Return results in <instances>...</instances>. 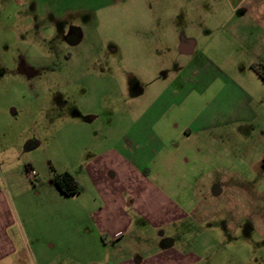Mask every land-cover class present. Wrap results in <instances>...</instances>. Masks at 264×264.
I'll use <instances>...</instances> for the list:
<instances>
[{"label":"crops","instance_id":"obj_1","mask_svg":"<svg viewBox=\"0 0 264 264\" xmlns=\"http://www.w3.org/2000/svg\"><path fill=\"white\" fill-rule=\"evenodd\" d=\"M205 1L211 18H235L230 25L204 27L206 38L224 34L219 42L246 55L245 67L195 57L148 106L112 111L106 123L103 112H75L72 121L92 136L91 158L70 174L82 192L66 197L50 180L46 191L60 201V218L24 225L5 216L10 212L1 188L0 264H53L52 251L58 264H246L222 247L235 230L252 226L237 203L222 202L227 191L240 197L226 184L243 176L212 147V133L258 118L252 98L264 81L251 66L264 67V0ZM188 3L190 8L192 0ZM181 35L179 53L192 56L197 41L186 30ZM128 95L133 102L146 92L136 86ZM229 95L242 98L232 114L223 108ZM120 115L123 122H115ZM259 157L254 173L264 178V152ZM214 232L220 236L212 243L208 237ZM199 236H206L204 244Z\"/></svg>","mask_w":264,"mask_h":264},{"label":"rangeland","instance_id":"obj_2","mask_svg":"<svg viewBox=\"0 0 264 264\" xmlns=\"http://www.w3.org/2000/svg\"><path fill=\"white\" fill-rule=\"evenodd\" d=\"M209 6L205 0H192L190 8L188 0H0V189L10 212L6 217L24 225L60 218V201L46 187L57 176L76 174L93 154L92 136L72 121L75 112H103L106 123L112 111L148 106L195 57L245 67L246 55L219 42L224 34L206 38L204 27L235 20L211 18ZM62 15L79 17L68 19L61 30L55 21ZM69 26L81 33L78 45L64 40ZM185 30L197 41L192 56L178 50ZM136 86L146 95L132 102L128 93ZM252 99L256 122L213 132L212 147L226 154L229 164L236 163L243 176L227 180V188L237 189L240 197L236 201L227 191L223 205L237 203L241 217L252 224L235 230L222 247L246 264H264V178L254 173L264 152V88ZM241 101L229 95L224 113L232 114ZM31 140L39 145L30 147ZM219 236L214 232L208 238L215 243ZM205 237L197 238L199 245ZM49 254L58 264L55 251Z\"/></svg>","mask_w":264,"mask_h":264},{"label":"trees","instance_id":"obj_3","mask_svg":"<svg viewBox=\"0 0 264 264\" xmlns=\"http://www.w3.org/2000/svg\"><path fill=\"white\" fill-rule=\"evenodd\" d=\"M252 70L264 81V67L260 64L254 63L251 66ZM53 186L64 196L72 197L79 195L82 192V187L74 180V178L64 173L51 180Z\"/></svg>","mask_w":264,"mask_h":264},{"label":"flooded vegetation","instance_id":"obj_4","mask_svg":"<svg viewBox=\"0 0 264 264\" xmlns=\"http://www.w3.org/2000/svg\"><path fill=\"white\" fill-rule=\"evenodd\" d=\"M71 17L72 18H77L79 16L72 15ZM71 17L70 18H66L65 15H62V17L57 18V20L55 21V24H56L55 27H57V28L62 30L67 25L68 19L71 21ZM32 18H33L32 20L34 21V17H32ZM81 38H82V36H81V33H80L79 29L77 27H74V26H69L68 30H67V33L64 36L65 42L72 44V46L78 45L79 41L81 40ZM92 61H94V60H92Z\"/></svg>","mask_w":264,"mask_h":264},{"label":"built area","instance_id":"obj_5","mask_svg":"<svg viewBox=\"0 0 264 264\" xmlns=\"http://www.w3.org/2000/svg\"><path fill=\"white\" fill-rule=\"evenodd\" d=\"M28 174H29L30 177H33V178L36 176L35 171L32 170V169H30V170L28 171Z\"/></svg>","mask_w":264,"mask_h":264}]
</instances>
